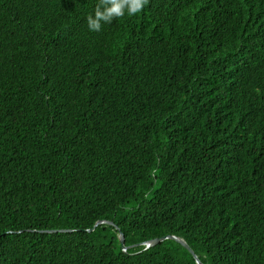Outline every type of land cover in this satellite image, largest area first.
I'll return each mask as SVG.
<instances>
[{
  "label": "trees",
  "instance_id": "obj_1",
  "mask_svg": "<svg viewBox=\"0 0 264 264\" xmlns=\"http://www.w3.org/2000/svg\"><path fill=\"white\" fill-rule=\"evenodd\" d=\"M147 3L0 0V264H264V0Z\"/></svg>",
  "mask_w": 264,
  "mask_h": 264
},
{
  "label": "clouds",
  "instance_id": "obj_2",
  "mask_svg": "<svg viewBox=\"0 0 264 264\" xmlns=\"http://www.w3.org/2000/svg\"><path fill=\"white\" fill-rule=\"evenodd\" d=\"M147 5V0H95L92 12L84 16L86 29L99 32L102 24H109L115 18L133 17L141 13ZM192 5L185 6L182 17L189 13ZM236 52L244 66L250 87L253 88V94L261 103L257 116L264 124V30L255 26L248 32H238Z\"/></svg>",
  "mask_w": 264,
  "mask_h": 264
},
{
  "label": "water",
  "instance_id": "obj_3",
  "mask_svg": "<svg viewBox=\"0 0 264 264\" xmlns=\"http://www.w3.org/2000/svg\"><path fill=\"white\" fill-rule=\"evenodd\" d=\"M100 223H109L108 221L106 220H100V221H97L94 226L96 227L97 225H99ZM60 231H64V230H60ZM166 238H170V239H174L175 241H177L178 243H180L191 255L192 257L195 259V264H200V261L198 260L197 256L193 253V251L191 250V248L188 246V244L181 238L179 237H175V236H162V237H158V238H154L150 241H147L145 243H143L145 245V248H148L152 245H155L157 242H160ZM119 240H120V243L122 244L123 243V236L122 234H119Z\"/></svg>",
  "mask_w": 264,
  "mask_h": 264
}]
</instances>
